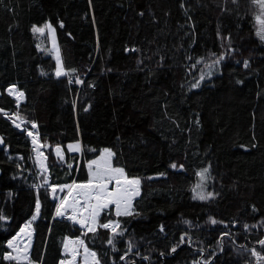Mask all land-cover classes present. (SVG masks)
<instances>
[{
  "label": "trees",
  "instance_id": "1",
  "mask_svg": "<svg viewBox=\"0 0 264 264\" xmlns=\"http://www.w3.org/2000/svg\"><path fill=\"white\" fill-rule=\"evenodd\" d=\"M259 12L252 0H0V264H16L2 257L30 220L33 264H61L68 237L83 238L101 264H264L250 251L264 256ZM47 22L65 70H77L70 76L55 74L48 31H33ZM11 85L25 93L20 104ZM14 112L38 123L48 175L10 121ZM76 141L81 152L68 148ZM57 144L66 163L53 153ZM105 148L142 183L132 215L101 212L99 224L119 222L115 235L57 217L51 190L87 181L88 161ZM205 168L216 193L196 199Z\"/></svg>",
  "mask_w": 264,
  "mask_h": 264
},
{
  "label": "snow or ice",
  "instance_id": "2",
  "mask_svg": "<svg viewBox=\"0 0 264 264\" xmlns=\"http://www.w3.org/2000/svg\"><path fill=\"white\" fill-rule=\"evenodd\" d=\"M233 3H236L237 0H232ZM253 4L257 5L260 9L259 14L255 17L256 22L258 23V30L257 35L261 40H264V0H252ZM62 26V25H61ZM49 31L53 34L55 33V29L52 27L51 24L45 25ZM44 28H33L34 32L43 33ZM55 47V44H54ZM213 55H215L213 53ZM56 59L58 61V66L56 70V76H70V74L75 73L76 69H68L65 70L62 63L60 62L59 56V49H56ZM202 59V58H201ZM223 59L220 57L213 63L218 64L219 60ZM197 61L196 63H199ZM196 65L193 64L191 67H195ZM244 66L248 67V62H244ZM209 67H211L209 65ZM210 75V73H209ZM200 80L204 79V74H201L199 77ZM72 79L69 78V83H72ZM76 83H83L82 80L77 76L75 78ZM199 82L192 85L193 88H198ZM9 93H12V89H8ZM20 97H23V93H19ZM36 127L35 124L32 125ZM19 127V125H17ZM30 136L32 135L31 132L28 133ZM36 137H33V143L36 144ZM2 143V141H0ZM70 151H80V145H69L68 146ZM43 153L37 149V159L42 156ZM55 155L61 159H63V153L59 146L55 148ZM115 153L112 152L111 149H104L101 156L96 159L92 160L88 164L89 168V179L85 183L77 184L75 182L59 186V191L63 192L65 188L68 190V195L61 198L59 201V205L56 208V216L63 217L65 216L68 209H71V215L67 216V219L70 221H74L84 228L87 229L88 232H95L97 227L103 229H110L111 232L115 235L117 233V229L120 228V224L118 221H108L106 223L99 224L98 220L101 215V212H105L114 206V212L116 216H130L133 214L132 206L133 200L140 195V184L141 181L138 178H129L125 172L123 167H113L112 158L114 157ZM45 159H47L45 157ZM41 168L44 172H46V166L43 160L40 161ZM95 166V167H93ZM71 167V165H69ZM172 168H177L176 164L171 165ZM183 168V165L179 166ZM209 169H203L199 175L203 180L205 178V174L208 173ZM43 174V173H42ZM47 183V180H45ZM109 185H113L110 189ZM197 188H200L201 185L197 184ZM52 193L55 197L57 193V186L52 187ZM73 192L75 195H73ZM198 198L201 200L209 198L212 194L209 193L208 196L198 193ZM69 197L71 200L69 201ZM40 211V203L37 201L36 204V213L39 214ZM86 213V214H85ZM79 217V218H78ZM36 217L34 216L33 219ZM212 223H217V221L213 220ZM29 228V225H25L24 228L20 229L21 233L25 232V229ZM163 230V229H161ZM123 235V233H119ZM28 242L30 245L31 242V232L27 233ZM19 233L16 237H13L12 240L8 241V248L12 249L11 252L5 254L2 258L8 261L16 262V264H33L30 259V252H29V245L21 246L18 243ZM76 243V242H73ZM78 243L84 247V260L85 264H88L89 258H91V264H101L100 259L97 258V253L94 251H90L86 246H84V241L79 240ZM109 244L113 243L112 239L108 240ZM259 243L264 246V240L259 241ZM129 248H131V244H129ZM65 249L68 250V244H65ZM176 249L173 248L172 251L174 252ZM253 255H255L258 259H264V256H261L260 253L256 252L255 249L250 250ZM15 253V254H13ZM72 253V261H74L79 255L77 249H71ZM124 259V257H121ZM72 261H61V264H72ZM42 264V261L40 262Z\"/></svg>",
  "mask_w": 264,
  "mask_h": 264
},
{
  "label": "rangeland",
  "instance_id": "3",
  "mask_svg": "<svg viewBox=\"0 0 264 264\" xmlns=\"http://www.w3.org/2000/svg\"><path fill=\"white\" fill-rule=\"evenodd\" d=\"M47 24H51L52 25V27L55 29V33L53 34L51 31H49L47 28H45V25H47ZM35 28H44L45 30H44V32L41 34V33H39L41 36H44V35H46L47 34V31H48V34H49V42H50V47H49V49H48V52L49 53H51L53 56H54V58H55V60H56V62H57V66H58V61H57V59H56V49L58 48L59 49V56H60V62L62 63V65H63V67H64V64H63V59H62V56H61V50H60V45H59V41H58V36H57V32H56V28H55V26L51 23V22H47V23H45L43 26H37V27H35ZM54 44H55V47H54ZM46 47V44H45V42H41V45H40V48L41 49H44ZM65 69V68H64ZM56 70H57V67H56ZM56 70H55V73H56ZM41 143H43V142H41ZM76 144H79L80 145V143L79 142H72V143H69V145H76ZM68 145V146H69ZM106 149V148H105ZM107 149H111V148H107ZM112 150V149H111ZM79 152V151H78ZM80 152H81V145H80ZM112 152H114L113 150H112ZM103 153V151L101 152V154ZM101 154L98 156V157H96V158H94V159H92V160H96V159H98L100 156H101ZM92 160H90V161H88V163H87V173H88V177H89V175H90V173H89V168H88V164L92 161ZM112 164H113V167H120V166H116L114 163H113V158H112ZM74 165V163H71V167ZM93 167H95V166H93ZM201 172V171H200ZM199 172V173H200ZM206 178H207V173L205 174V178L202 180L201 179V177L199 176V180H198V182L195 184V186H194V189H193V197L194 198H196V199H199L198 198V193H200V194H203V195H205V196H208V194L209 193H211L212 195L211 196H209V198H211V197H213L214 195H215V190L214 189H207L206 187ZM73 182H75V183H77V184H80V183H85L86 181H73ZM73 182H71V183H73ZM71 183H69V184H71ZM197 184H200L201 185V187L200 188H197L196 187V185ZM64 184H62V185H60V186H63ZM66 185H68V184H66ZM113 187V185H109V188L111 189ZM140 193L143 195V192H142V183H141V185H140ZM68 195V190H67V188H65L64 189V191L63 192H60L59 191V186H57V193H56V195H55V197L53 196V193H52V197H54L55 198V200H56V202H57V206L59 205V201H60V199L61 198H63V197H65V196H67ZM73 195H75V193L73 192ZM142 195L135 201V207L132 209V211H134L135 210V208H136V204H137V202L140 200V198L142 197ZM209 198H207V199H209ZM71 200V197H69V201ZM114 207V206H113ZM86 214V213H85ZM68 215H71V209H68V211L66 212V214H65V216H63V217H65V218H67V216ZM58 217H60V216H58ZM62 217V218H63ZM79 218V217H78ZM32 220H30V221H28L27 223H25V225H29V228H27V229H25V232L24 233H21L20 232V230H19V239H18V243L19 244H21V246H24V245H29V242H28V236H27V233L28 232H31V242H30V245H29V252L31 253V244H33V238H32V233H34V230H33V224H32V222H31ZM74 222V221H73ZM74 223H76V222H74ZM99 223V222H98ZM76 224H78V223H76ZM25 225H24V227H25ZM80 227H82L83 229H85V230H87L86 228H84L83 226H81L80 224H78ZM23 227V228H24ZM17 233V234H18ZM17 235H15L14 237H16ZM13 239V238H12ZM11 239V240H12ZM79 240H83L84 241V239L83 238H80V237H68L67 239H66V241H65V244H68V250H66L65 249V245H64V255H65V257L62 259V261H72V253H71V249H73V248H75V249H77L78 250V252H79V255H77V257H76V259L74 260V261H72V264H85V260H84V247L83 246H81L79 243H78V241ZM73 242H76V243H73ZM189 243H190V241H189ZM84 246H86L87 247V245H86V243H85V241H84ZM88 248V247H87ZM89 249V248H88ZM90 251H92L91 249H89ZM12 251V249H10L9 248V252H11ZM13 254H15V253H13ZM88 264H91V258H89V262H88Z\"/></svg>",
  "mask_w": 264,
  "mask_h": 264
},
{
  "label": "built area",
  "instance_id": "4",
  "mask_svg": "<svg viewBox=\"0 0 264 264\" xmlns=\"http://www.w3.org/2000/svg\"><path fill=\"white\" fill-rule=\"evenodd\" d=\"M78 84H82V83H78ZM11 121H12V123L14 125H16V126L19 125L18 128L20 130L25 131L26 135L29 137V139L31 141L32 146L34 147V152L36 154V158H37V149H39V151L41 153H43V155L40 156L39 160L37 159V161L40 163V161L43 160L44 163L46 164V161H45V145H44V143H41L42 141H41V136H40V131H39V128H38V124L36 122L29 123L26 119H22V118H19L17 116H12L11 117ZM33 124H35L36 127H33L32 126ZM29 132L32 133L31 136L28 134ZM33 137H36V141H37L36 144L33 143ZM57 146H59L61 148V150H62L63 159H61V158L60 159L64 161L65 160L64 148L61 145H57ZM55 148H54V152H55Z\"/></svg>",
  "mask_w": 264,
  "mask_h": 264
},
{
  "label": "bare ground",
  "instance_id": "5",
  "mask_svg": "<svg viewBox=\"0 0 264 264\" xmlns=\"http://www.w3.org/2000/svg\"><path fill=\"white\" fill-rule=\"evenodd\" d=\"M11 89H12V95L16 98V97H18V98H20V96H19V91L16 89V88H14V87H10ZM10 88H8V89H10ZM24 92V91H23ZM141 196V193H140V195L138 196V197H136L134 200H133V206H132V209H133V207H134V204H135V201H136V199H138L139 197ZM58 217V216H57ZM59 218H62V217H59Z\"/></svg>",
  "mask_w": 264,
  "mask_h": 264
},
{
  "label": "water",
  "instance_id": "6",
  "mask_svg": "<svg viewBox=\"0 0 264 264\" xmlns=\"http://www.w3.org/2000/svg\"><path fill=\"white\" fill-rule=\"evenodd\" d=\"M0 141H2V143H0V146H5L6 145V140H5V138H4V136L0 133ZM45 166H46V171L48 170V166L45 164ZM3 173V170H2V168L0 167V175ZM143 197V196H142ZM141 197V198H142ZM140 198V199H141Z\"/></svg>",
  "mask_w": 264,
  "mask_h": 264
},
{
  "label": "crops",
  "instance_id": "7",
  "mask_svg": "<svg viewBox=\"0 0 264 264\" xmlns=\"http://www.w3.org/2000/svg\"><path fill=\"white\" fill-rule=\"evenodd\" d=\"M0 92H1V89H0ZM21 93V92H20ZM21 98V97H20ZM25 98V93L23 92V99Z\"/></svg>",
  "mask_w": 264,
  "mask_h": 264
}]
</instances>
